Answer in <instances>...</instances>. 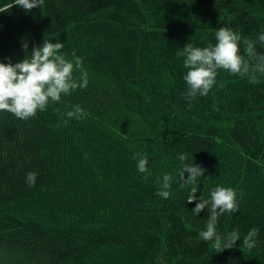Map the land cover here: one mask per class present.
Segmentation results:
<instances>
[{"label": "trees", "instance_id": "16d2710c", "mask_svg": "<svg viewBox=\"0 0 264 264\" xmlns=\"http://www.w3.org/2000/svg\"><path fill=\"white\" fill-rule=\"evenodd\" d=\"M221 27L240 36L247 59L246 42L264 34V0H43L30 13H0V63L22 61L23 42L31 53L45 39L63 43L77 82L88 74L86 88L32 118L0 111V264H264V72L219 69L189 103L177 56L187 43L215 45ZM77 106L80 118L69 119ZM181 154L204 172L195 183L179 178ZM165 174L167 199L157 195ZM216 187L238 202L217 219L222 240L240 236L223 252L199 237L207 209L193 212Z\"/></svg>", "mask_w": 264, "mask_h": 264}, {"label": "clouds", "instance_id": "9594fccd", "mask_svg": "<svg viewBox=\"0 0 264 264\" xmlns=\"http://www.w3.org/2000/svg\"><path fill=\"white\" fill-rule=\"evenodd\" d=\"M43 0H10L0 6V13L9 12L14 6L22 8L26 13L38 9ZM215 45L209 44L206 47H193L186 44L182 51L177 52V56H183L184 67L188 69L184 80L187 84L185 99L191 102L197 95L205 96L213 87L219 69L228 71L230 74L243 75L252 70L264 72V54L256 51V44L264 45V34H260L255 41L246 42V55H238V42L240 36L235 32L221 27L215 33ZM64 45L57 41L55 43L44 39L42 45L33 47L31 53L28 52V44L22 43L25 58L18 63H0V111L14 114L21 120H27L37 114V110H46L49 102H59L61 95H68L70 91L77 88H86L88 85V74L81 71L79 82L73 78L74 64L67 61L61 52ZM75 56V53H73ZM81 60L75 59V68H81ZM82 110L77 106L74 111H69L66 115L69 119H79ZM67 123V121H65ZM178 159L186 161V157L181 154ZM137 170L140 173H147V154L143 156L137 154ZM190 175L184 180V173ZM204 172L193 163L185 162L180 172V180L185 183H195L198 177ZM171 177L167 174L162 181H158L159 190L157 195L167 199L170 195L169 189ZM37 181V173L28 172L25 182L29 187H34ZM195 192V189H193ZM197 197L190 196L188 203H193ZM207 209L208 221L206 231L199 233L201 240L205 242L213 241L216 249L223 252L231 249L240 241L237 231L233 230L227 234L223 240L217 232L216 223L218 216L228 213L233 214L238 211L236 192L232 188L216 187L210 194V199L199 198L193 212L199 215ZM259 230L252 228L243 237L241 246L252 250L257 247V237Z\"/></svg>", "mask_w": 264, "mask_h": 264}, {"label": "rangeland", "instance_id": "374dc122", "mask_svg": "<svg viewBox=\"0 0 264 264\" xmlns=\"http://www.w3.org/2000/svg\"><path fill=\"white\" fill-rule=\"evenodd\" d=\"M106 126H108V127H109V124H106Z\"/></svg>", "mask_w": 264, "mask_h": 264}]
</instances>
